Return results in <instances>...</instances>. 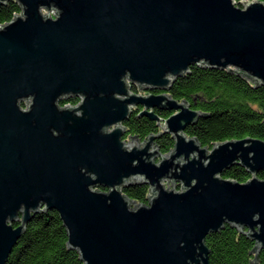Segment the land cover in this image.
Returning a JSON list of instances; mask_svg holds the SVG:
<instances>
[{"label": "water", "instance_id": "1", "mask_svg": "<svg viewBox=\"0 0 264 264\" xmlns=\"http://www.w3.org/2000/svg\"><path fill=\"white\" fill-rule=\"evenodd\" d=\"M9 1L21 12L0 24V264L50 210L84 264H210L207 236L226 225L255 242L258 260L264 140L204 147L186 133L204 114L169 91L192 66L264 86V2L0 4ZM72 98L80 102L60 104ZM139 108L162 129L128 141ZM164 133L175 140L166 154L155 143ZM234 165L251 178H224ZM136 185L149 187L147 203L124 194Z\"/></svg>", "mask_w": 264, "mask_h": 264}, {"label": "trees", "instance_id": "2", "mask_svg": "<svg viewBox=\"0 0 264 264\" xmlns=\"http://www.w3.org/2000/svg\"><path fill=\"white\" fill-rule=\"evenodd\" d=\"M250 0H236L242 2ZM264 2V0H258ZM21 12L16 1L0 4V24L11 21ZM136 91V90H135ZM169 94L178 101H187L204 116L186 133L196 137L204 146L211 148L215 143L238 140L246 137L264 140V86H254L247 78L230 70L207 69L192 66L188 74L173 83ZM168 118V112L156 111ZM129 136L145 140L150 134H157L161 126L148 117L134 112L125 123ZM162 153L174 148L175 140L171 134L164 133L155 140ZM224 178L241 183L251 175L247 170L234 165L226 170ZM264 179V172L259 174ZM137 204L148 202L149 187L136 185L123 190ZM210 249V264H264V251L256 259L255 242L244 234L226 225L221 231L207 236ZM7 264H84L78 251L68 246L67 230L55 210L38 214L14 247Z\"/></svg>", "mask_w": 264, "mask_h": 264}, {"label": "flooded vegetation", "instance_id": "3", "mask_svg": "<svg viewBox=\"0 0 264 264\" xmlns=\"http://www.w3.org/2000/svg\"><path fill=\"white\" fill-rule=\"evenodd\" d=\"M136 86H133L132 87V90L135 92V93H139V94H143V95H145V94H147L148 92L147 91H141L140 89H138V88H135ZM136 90V91H135ZM155 93H160V92H158V91H156ZM80 102V99L79 98H72V99H70L69 101H64V102H61L60 104L62 105V106H66V105H77L78 103ZM25 107V106H24ZM141 111H143V108H139V109H137L135 112H137V114L139 115V113L141 112ZM157 111V110H156ZM128 135V134H127Z\"/></svg>", "mask_w": 264, "mask_h": 264}, {"label": "rangeland", "instance_id": "4", "mask_svg": "<svg viewBox=\"0 0 264 264\" xmlns=\"http://www.w3.org/2000/svg\"><path fill=\"white\" fill-rule=\"evenodd\" d=\"M135 88H138L139 89V86H136ZM127 139H128V141H130L129 138H127Z\"/></svg>", "mask_w": 264, "mask_h": 264}]
</instances>
